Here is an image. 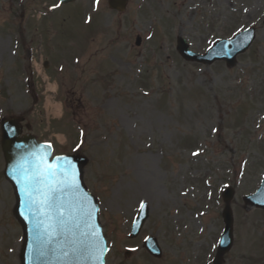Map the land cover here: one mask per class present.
Listing matches in <instances>:
<instances>
[{
  "label": "rangeland",
  "instance_id": "1",
  "mask_svg": "<svg viewBox=\"0 0 264 264\" xmlns=\"http://www.w3.org/2000/svg\"><path fill=\"white\" fill-rule=\"evenodd\" d=\"M128 1L118 14L107 0H0V122L22 117L55 156L89 159L106 264H211L228 187L234 243L224 264H264V211L242 202L264 177V0ZM247 29L255 41L233 68L176 51L181 38L203 55ZM3 171L0 148V264H20ZM144 203L150 216L132 240ZM149 236L160 262L143 250Z\"/></svg>",
  "mask_w": 264,
  "mask_h": 264
},
{
  "label": "water",
  "instance_id": "2",
  "mask_svg": "<svg viewBox=\"0 0 264 264\" xmlns=\"http://www.w3.org/2000/svg\"><path fill=\"white\" fill-rule=\"evenodd\" d=\"M62 5L73 3L75 0H60ZM108 6L113 11H125L127 0H108ZM254 31L245 32L234 40L222 41L213 45L205 56H199L189 51L185 41L178 40L177 51L187 62L211 65L217 61H225L227 67H234L236 57L245 53L254 40ZM141 40L137 38L136 46ZM21 118L4 119L1 122V148L5 159V178L12 184L16 195L14 216L23 230V245L21 264H105L107 253L106 241L98 222V205L83 183L84 168L88 160L80 155L55 157L52 148L46 144H38L31 135L22 136ZM27 130L30 127L27 126ZM44 158L41 164L40 158ZM52 165L58 169L52 183L63 186L61 182L75 177L78 188H65L56 194L57 203L64 205L63 223L55 228V235L49 238L45 232L48 224H56V217L41 216L45 227H37L38 216L35 208L29 210L28 197L25 193V173L32 175L38 167ZM231 189L224 193L226 208L223 212L225 229L221 237L218 253L214 264H222L223 256L233 245V214L230 201L233 198ZM244 203L250 208L264 210V183L254 196L244 198ZM147 207L144 206L138 216L132 237L138 235L148 217ZM148 251L155 257H160L159 248L154 239L146 243ZM103 249V252L100 249Z\"/></svg>",
  "mask_w": 264,
  "mask_h": 264
},
{
  "label": "snow or ice",
  "instance_id": "3",
  "mask_svg": "<svg viewBox=\"0 0 264 264\" xmlns=\"http://www.w3.org/2000/svg\"><path fill=\"white\" fill-rule=\"evenodd\" d=\"M41 164L44 162V158H40ZM58 169H54L52 165L45 164L43 168L38 167L36 172L32 175L25 173V193L28 197L29 210L35 208L38 216L37 227H45L44 223L39 217L48 216L49 218L56 217V224H48L45 227V232L49 233V238L55 235V228L57 225L63 223L64 220V205L57 203L56 194L64 191L65 188H72L73 190L78 188L75 183V177L69 181L61 182L63 186L54 185L52 183L54 177L57 174ZM103 252V249H100Z\"/></svg>",
  "mask_w": 264,
  "mask_h": 264
},
{
  "label": "flooded vegetation",
  "instance_id": "4",
  "mask_svg": "<svg viewBox=\"0 0 264 264\" xmlns=\"http://www.w3.org/2000/svg\"><path fill=\"white\" fill-rule=\"evenodd\" d=\"M162 251H163V255L165 256V253H164V250L162 249ZM149 255V254H148ZM149 258H150V260H152L153 262H160V261H162V259H159V260H157V259H153L150 255H149ZM184 263V262H183ZM182 263V264H183Z\"/></svg>",
  "mask_w": 264,
  "mask_h": 264
}]
</instances>
